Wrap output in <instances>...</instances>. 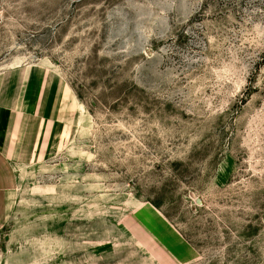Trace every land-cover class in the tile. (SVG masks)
Returning <instances> with one entry per match:
<instances>
[{
    "label": "rangeland",
    "instance_id": "obj_1",
    "mask_svg": "<svg viewBox=\"0 0 264 264\" xmlns=\"http://www.w3.org/2000/svg\"><path fill=\"white\" fill-rule=\"evenodd\" d=\"M28 104L0 264H264V0H0Z\"/></svg>",
    "mask_w": 264,
    "mask_h": 264
},
{
    "label": "crops",
    "instance_id": "obj_2",
    "mask_svg": "<svg viewBox=\"0 0 264 264\" xmlns=\"http://www.w3.org/2000/svg\"><path fill=\"white\" fill-rule=\"evenodd\" d=\"M43 97L45 99L48 98L46 93ZM39 100H41V97H39ZM43 101L44 98L40 108H38L40 111V121L38 123L42 122V125L45 115V106H42ZM6 109L5 111H0V225L6 213L12 185L13 176L11 171L13 169L11 162L16 157V154L21 151L22 145L30 136L29 130L32 128L30 123L32 109L29 104L28 106L16 107V109L15 107Z\"/></svg>",
    "mask_w": 264,
    "mask_h": 264
}]
</instances>
